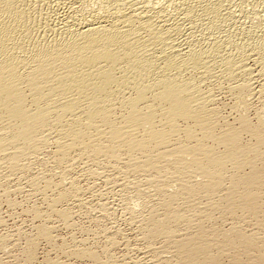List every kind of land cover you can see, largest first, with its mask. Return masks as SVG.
Masks as SVG:
<instances>
[{"label": "bare ground", "instance_id": "bare-ground-1", "mask_svg": "<svg viewBox=\"0 0 264 264\" xmlns=\"http://www.w3.org/2000/svg\"><path fill=\"white\" fill-rule=\"evenodd\" d=\"M263 108L264 0H0V201L46 206H28L45 223L20 260L54 241L52 216L71 226L89 193L105 219L113 193L146 264H264ZM120 231H102L103 257L58 249L125 264Z\"/></svg>", "mask_w": 264, "mask_h": 264}, {"label": "rangeland", "instance_id": "rangeland-1", "mask_svg": "<svg viewBox=\"0 0 264 264\" xmlns=\"http://www.w3.org/2000/svg\"><path fill=\"white\" fill-rule=\"evenodd\" d=\"M218 99L217 102L219 103L218 106L220 108H222V115L225 118L226 121H228L229 123H234V118H235V114H233L232 112H230V106H231V101H228L229 98H226L227 96L225 94L219 93V95H217ZM222 102V103H221ZM226 102V103H224ZM259 105V106H258ZM224 106V107H223ZM258 106V107H257ZM251 111L248 112V117L250 118L252 123H255V111L257 108L262 109L261 105L256 103V101L252 100V106H251ZM261 107V108H260ZM264 109V108H263ZM225 110V111H224ZM264 112V110H263ZM229 115V116H227ZM250 115V116H249ZM233 117V118H232ZM228 118V119H227ZM254 120V121H253ZM246 172L248 170H245ZM80 181L82 182V184L85 186L87 185L88 187L91 186L89 184V182H83L82 179H80ZM86 183V184H85ZM100 184V185H99ZM102 184V187H101ZM97 185V186H96ZM104 184L101 183L100 181L95 182L94 184V191L98 192V193H102V191L104 192V188L106 190V187H104ZM97 188V189H96ZM101 191V192H100ZM109 195V194H108ZM112 196V197H111ZM12 200H14L16 202L17 205H15V207H12L13 209H11L10 207L8 208V206L3 203L2 201H0V218L2 219V226H0V236L6 237L8 239V245L6 244L4 247V249H0V264H21L20 262H22L23 259L22 258V252L21 249H23L25 247V239L26 238H30V237H34L35 235L37 236V226H41L44 225V221L42 222V220L40 219H36L34 216L32 218L31 216V212L29 211L33 205V207H38V209L46 211V206L43 205V203L39 200V198H26L25 195L23 194H14L13 196H11ZM109 197V198H108ZM107 197V194H105V197H103V199H107L106 201L104 200L103 202H105V205L109 208V210H111V214L109 216H107L105 219L100 218V213L99 210L96 209L95 205H97V201L99 202V199L97 197H95L94 195H90L89 193H85L84 197H83V202L85 203V207H83L82 209H77L74 208L73 212L74 214H72V222H71V226L67 227L66 225H64L62 222L59 221V219H57L55 216H52L45 225L52 227V243H48V241L46 242V240L41 239V238H37L38 240L36 243V247L35 248V258L34 262H32L31 264H45L48 259H55L57 261L60 262V264H91L90 261L85 260V259H75V257H73L72 255L68 254V253H62L58 248L62 245V246H66V247H71L74 246V244H82L80 243L83 242L84 246H86V248L88 249H92V251H96L98 254H101V256L103 257V253L101 249L105 248V244H104V240H103V232L107 231V232H113L114 230L116 231H120L119 232V240H117L119 243H116V247L119 248L117 249L115 246L114 252L111 250V257L112 260H121L120 262H125V264H133V261L137 259V262H139V264H146V262H148V255H145V250L144 247H140L142 246V243L139 241L138 242V238H136V231H135V227L131 224H129V220H128V216H126L127 214L122 211V208H120L121 206L118 204L120 203L119 197H117V195L111 193L109 196ZM111 197V198H110ZM114 197H117L114 198ZM25 198V199H24ZM91 198V199H90ZM29 199V200H28ZM86 199V200H85ZM114 199V200H113ZM113 200V201H112ZM21 201V202H19ZM23 201V202H22ZM34 201V202H33ZM96 201V202H95ZM22 203V204H21ZM34 203V204H33ZM42 203V204H41ZM93 205H92V204ZM108 203V204H107ZM88 205V206H86ZM29 206V208H28ZM120 206V207H119ZM92 209H91V208ZM113 207H117L114 208ZM25 208V209H24ZM89 208V209H88ZM117 209V210H116ZM121 209V210H120ZM22 210V211H21ZM30 212H28V211ZM96 210V211H95ZM94 213H93V212ZM113 211V212H112ZM28 212V213H27ZM80 212V213H79ZM90 212V213H89ZM120 212V213H119ZM26 213V214H25ZM98 213V214H96ZM2 214V215H1ZM15 214V215H14ZM86 214V215H85ZM126 214V215H125ZM6 215V216H5ZM14 215V216H13ZM79 215V216H78ZM98 217H96V216ZM112 215V217H111ZM120 215V216H119ZM122 215V216H121ZM76 216V217H75ZM117 216V217H116ZM31 218V219H30ZM93 218V219H91ZM33 219V220H32ZM55 219V220H53ZM84 219V220H83ZM103 219V221H102ZM30 220V221H29ZM91 220V221H90ZM95 220V221H94ZM101 220V221H100ZM110 220V221H109ZM50 221V222H49ZM97 221V222H96ZM93 222V224H92ZM100 222V223H99ZM128 222V223H127ZM43 223V224H42ZM50 223V224H49ZM86 223V224H85ZM111 223V224H109ZM38 224V225H37ZM40 224V225H39ZM83 224V225H82ZM110 226H109V225ZM114 224V225H112ZM117 224V225H116ZM5 225V226H3ZM37 225V226H36ZM56 225V226H55ZM88 225V226H87ZM96 225V226H95ZM101 225V226H100ZM112 225V227H111ZM126 225V226H125ZM34 226V227H32ZM55 226V227H54ZM79 226V227H78ZM95 226V227H93ZM117 226V227H116ZM226 226V224L224 225ZM223 226V227H224ZM54 227V228H53ZM110 227V228H109ZM36 228V229H34ZM76 228V229H75ZM98 228V229H97ZM102 230H101V229ZM115 228V229H114ZM131 228V229H130ZM227 228V227H224ZM21 229V230H20ZM66 229V230H65ZM36 230V231H35ZM78 230V232H76ZM83 230V231H82ZM91 230V231H90ZM93 230V231H92ZM112 230V231H111ZM5 231V233H4ZM22 231V232H21ZM103 231V232H102ZM75 232V233H74ZM84 232V233H83ZM91 232V234H90ZM122 232V233H121ZM124 232V233H123ZM7 233V234H6ZM17 233V234H16ZM18 233H21L18 234ZM24 233V235L22 236V234ZM55 233V234H54ZM86 233V234H85ZM88 233V234H87ZM96 233V235H95ZM121 233V234H120ZM13 234V235H12ZM16 234V235H15ZM35 234V235H34ZM93 234V235H92ZM100 234V235H99ZM125 234V235H124ZM19 235V237H18ZM30 235V236H29ZM32 235V236H31ZM54 235V236H53ZM56 235V236H55ZM88 235V236H87ZM8 236H10L8 238ZM22 236V237H21ZM75 236V237H74ZM88 238H87V237ZM21 237V238H20ZM24 237V238H23ZM56 237V238H55ZM102 237V238H101ZM75 242H74V239ZM81 240H80V239ZM123 238V239H122ZM133 238V241H132ZM19 239V240H18ZM73 239V240H72ZM78 239V240H77ZM86 239V240H85ZM90 239V240H89ZM93 239V240H92ZM100 239V240H98ZM127 239V240H126ZM138 239V240H137ZM64 240V241H63ZM122 240V242H121ZM136 240V241H135ZM16 241V242H15ZM20 241V243H19ZM39 241V242H38ZM127 241V242H126ZM129 241V242H128ZM74 242V243H73ZM86 242V243H85ZM103 242V243H102ZM125 242V243H124ZM11 243V244H9ZM56 243V244H55ZM121 243V244H120ZM20 244V245H19ZM67 244V245H66ZM86 244V245H85ZM93 244V245H92ZM99 244V246H98ZM123 244H126V246H124ZM136 244V245H135ZM138 244V245H137ZM13 245V246H11ZM48 245V246H47ZM52 247H50V246ZM56 247H55V246ZM122 245V246H121ZM132 245V246H131ZM140 245V246H139ZM16 246V247H15ZM21 246V247H20ZM94 246V247H92ZM97 246V247H96ZM128 246V247H127ZM17 248V249H16ZM127 248V249H126ZM129 248H131L129 250ZM140 250H139V249ZM94 249V250H93ZM101 251H100V250ZM71 250V249H69ZM144 250V251H142ZM133 253H131V252ZM138 251V252H137ZM10 252V253H9ZM14 252V254H12ZM121 252V253H120ZM127 252V254H126ZM143 252V253H142ZM59 253V254H58ZM117 253V254H116ZM137 253V254H136ZM145 253V254H144ZM11 254V255H10ZM68 254V255H67ZM125 254V255H124ZM131 254V255H130ZM142 254V256H141ZM10 255V256H9ZM63 255V256H61ZM70 255V256H69ZM115 258H114V256ZM118 255V256H116ZM135 255V256H134ZM144 255V256H143ZM21 256V257H20ZM69 258H68V257ZM125 256V257H124ZM147 258H146V257ZM9 257V259H8ZM46 257V258H45ZM57 257V258H54ZM59 257V258H58ZM128 257V258H127ZM137 257V258H136ZM144 257V258H143ZM16 258V259H15ZM44 258V259H43ZM68 258V259H66ZM105 258V257H104ZM119 258V259H118ZM135 258V259H134ZM5 259V260H4ZM102 260H104L103 258H101ZM145 259V260H144ZM148 259V260H147ZM79 260V261H78ZM133 260V261H132ZM143 260V261H142ZM63 261V262H62ZM131 261V262H130ZM72 262V263H71ZM79 262V263H78ZM142 262V263H141ZM226 264L227 260L224 261ZM24 262H22L23 264ZM228 264V263H227Z\"/></svg>", "mask_w": 264, "mask_h": 264}]
</instances>
